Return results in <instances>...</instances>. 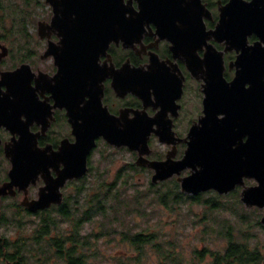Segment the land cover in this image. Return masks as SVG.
<instances>
[{"label": "flooded vegetation", "instance_id": "obj_1", "mask_svg": "<svg viewBox=\"0 0 264 264\" xmlns=\"http://www.w3.org/2000/svg\"><path fill=\"white\" fill-rule=\"evenodd\" d=\"M26 1L27 4L31 1L40 3V0ZM181 1L171 13L165 15L167 24L171 26L169 30L160 33L155 22L145 21L135 29V40L118 37L111 41L106 52L101 54V62L105 65L97 64L100 70L97 82L91 89L86 75V82L81 90L66 92L62 89L58 93L55 88L59 67L55 55L45 56L50 40L55 44L60 40L54 29L48 28L56 16L54 4L48 3V19L39 18L36 27L33 20L34 28L30 34L23 28L26 26L21 25L20 35H13L11 30L15 28L10 30L8 27V0H0V77L3 78L0 84L7 87L5 93H0V228H9L10 224L23 227L25 213L45 215L51 211L63 216L64 209L70 210V204H79L87 195L85 177L88 172L82 177L65 182L60 188L61 202H52L49 206L36 209L29 205L46 193L51 196L57 192L50 186L56 184L55 179L65 168L64 150L72 147L74 133L78 137L77 133L85 130L84 122L90 119L99 120L111 115L131 120L137 114L142 115L154 128L149 138L151 150L146 158L150 161L171 162L183 158L191 127L201 125L206 114V67L203 65L194 73L188 68L187 60L205 58L213 52L214 47L216 51L222 52L224 78L231 81L237 72L235 61L243 53V48L232 44L227 36L216 34L214 30L220 24L222 10L230 5L232 9L238 2L246 4L243 0H230V3L229 0ZM255 1L258 2V11L260 8L264 9V0H253ZM126 7L131 8V3ZM132 8H140L136 0L133 1ZM22 22H26V17ZM41 23L44 25L45 36L41 35ZM260 30L261 34L256 30H249L250 33L245 37V48H264V27ZM201 33L203 36L200 37ZM176 37L191 42L183 50L174 44ZM18 68V80L21 84L14 86L15 90L12 91L6 77L8 72ZM136 68L148 69L144 79L146 85L142 90L130 86L135 81L133 70ZM249 86L247 83L244 87ZM37 91L40 93L35 94ZM85 96L88 97L86 101ZM212 96L218 99L227 97V94L214 92ZM81 103L83 107L80 106ZM105 108L108 110L107 115ZM226 114V111L220 112L217 116L221 118ZM161 136L164 140H161ZM247 137L248 135L243 139L246 140ZM103 142L115 148L128 149L135 156V165L154 174V168L136 164L138 151L125 145L118 147L110 144L103 136L97 137L96 145L87 156L89 169L92 167L94 153ZM35 143L53 153L46 154L37 149ZM19 154L33 155L35 167L40 169L31 176L17 172L16 178H13L11 170L14 157ZM49 166H52L51 172L48 171ZM191 170L192 168L186 167L180 174H174L169 179L175 178L180 183L179 177L188 175ZM245 182L247 185L250 182L249 185L256 183L253 178H245ZM208 191L184 193L196 196ZM76 208L78 210V205ZM9 253L5 256L0 252V263L23 264L24 256L16 254L15 258H9Z\"/></svg>", "mask_w": 264, "mask_h": 264}, {"label": "water", "instance_id": "obj_2", "mask_svg": "<svg viewBox=\"0 0 264 264\" xmlns=\"http://www.w3.org/2000/svg\"><path fill=\"white\" fill-rule=\"evenodd\" d=\"M133 1L129 0V3ZM46 2L53 3L56 10V16L48 28H53L60 37L56 44L50 40L45 54H54L59 67L55 88L58 93L62 89L66 92L81 90L86 82V75L91 89L97 82L100 70L96 63L98 57L106 52L111 41L118 37L135 40V29L145 21L155 22L160 33L169 30L171 26L167 24L165 15L182 3L181 0H138L140 11L136 12L124 6L122 0ZM257 5V1L246 5L238 2L232 9L231 5L226 7L222 10L220 24L214 30L216 34L227 36L232 44L243 48V53L235 61L237 72L231 81L224 78L223 55L214 47L213 52L205 58L187 60L188 68L194 73L203 65L206 67V114L201 125L191 127L187 137L188 147L182 159L171 162L150 161L146 158L151 150L149 138L154 128L142 115L137 114L131 120L111 115L99 120L90 119L84 122L85 130L77 133V143L71 144L69 150L63 148L65 168L55 179L56 184L50 186L57 192L51 196L49 193L44 194L39 200L29 204L31 208L61 202L60 188L68 179L87 174V156L96 145L97 137L103 136L110 144L118 147L125 145L138 151L136 164L154 168L155 172L151 177L153 183L180 174L182 169L190 167L192 170L188 175L179 177L181 190L188 194H198L210 189L226 194L237 186H242L241 201L247 207L262 208L260 220L264 224V48L244 47L249 30L260 32V28L264 27V9L260 8L258 11ZM125 12H129L130 16L126 17ZM44 31L42 24V36H45ZM173 42L177 48L185 50L191 41L177 38ZM147 73L142 68L134 69L135 81L130 86L142 90L146 85L144 79ZM18 75L19 68L8 72L6 77L12 91L15 90L14 86L21 84ZM247 83L250 84L249 88L244 87ZM214 92L227 94V97L215 99L212 96ZM105 110L107 115V108ZM225 111V116H217ZM159 133L161 134L160 131ZM246 135L248 137L244 140ZM163 138L161 136V140ZM34 162L33 155L15 156L11 175L13 178H16L17 172L33 175L40 169L35 167ZM245 178H253L256 183L247 185Z\"/></svg>", "mask_w": 264, "mask_h": 264}, {"label": "rangeland", "instance_id": "obj_3", "mask_svg": "<svg viewBox=\"0 0 264 264\" xmlns=\"http://www.w3.org/2000/svg\"><path fill=\"white\" fill-rule=\"evenodd\" d=\"M26 2L28 1L8 0V27L10 30L12 27L15 28L11 30L13 35H20L21 25H25L26 27L23 28H26L30 34L32 29L36 27L37 20L39 18L48 19L50 14V6L46 0H40V3L31 1L30 4H27ZM24 17L28 23L22 22ZM33 20H35V24ZM155 146L158 147L157 144ZM96 151L92 157L93 170L89 171L85 177L87 193L96 187L99 177L100 179L105 178L108 185L112 183L124 185L126 188V203L124 204L127 206L117 205L118 210L116 212L109 209L110 212L107 216L100 214L88 220L83 212L86 206L84 204L86 203L85 199L88 198L86 195L77 204L78 210L77 205H69L71 212H74L71 217L62 216L58 213L54 214L51 211L45 215L25 213L22 227L25 231L39 233L40 230L42 231V226L46 224L50 228V235L42 232L40 245L47 242L45 237H50L53 233H66L70 228L78 225L81 234L85 237L88 234V239L92 244L90 248H86V253L89 255L86 257V264H110L113 259H116L117 263L128 264L127 260L117 258L120 253L125 257L131 255L134 264H158L163 259L170 264H196L195 261H190L187 257L191 254L200 259L211 257L209 252H205L202 256L198 253L205 248L214 250L222 248L226 243L224 234L229 226L232 227L233 225L232 229L238 236L241 234V229L242 232L247 233V237L264 236V229L261 226L250 223L247 228H244L245 224L242 221L240 223L238 217H234V211L230 206L232 202L241 208L245 207L243 212L247 215V209L258 208L247 207L241 201L242 186H237L226 194L215 191L222 196V201H220L217 209H212L208 205L209 203L200 202L194 196L186 193L182 196V200L175 202L167 198L164 203L160 200V194L166 196L171 187L169 185L177 182L181 190L180 183L175 178H168V180L158 184L152 183V173L146 168L135 165V156L128 149L115 148L103 142ZM213 193L214 191L201 193V198L211 197ZM78 199L80 200L81 197ZM95 202L98 204L97 201ZM259 210L260 214L257 213V215L261 219L263 209L259 208ZM248 216L249 221L254 222V218ZM9 228H15V225L10 224ZM113 228L132 232H151L153 235L152 243L145 244L143 251L138 253L136 247L127 241H122L121 234L114 232ZM107 230H111V232H107ZM36 244L39 246L37 242ZM47 252L51 257L46 263L63 264V259L56 258L51 249ZM39 259L36 257L35 262L24 259L23 263L39 264Z\"/></svg>", "mask_w": 264, "mask_h": 264}, {"label": "trees", "instance_id": "obj_4", "mask_svg": "<svg viewBox=\"0 0 264 264\" xmlns=\"http://www.w3.org/2000/svg\"><path fill=\"white\" fill-rule=\"evenodd\" d=\"M131 166L132 165L130 164V167ZM91 170H93V167H90L89 171ZM97 180L98 182H97L96 187H94L93 190L88 191L87 193L88 198L85 199L86 203H84L86 204V206L83 209V212H84V215L87 216V217L86 216L84 217H86V219L88 220L93 218V216H98L100 214H102L103 216H107V214H109L110 212L109 209L116 212L118 210L117 205L121 204V206H124V207L127 206V204H124L126 203L125 202L126 188H124L123 184L117 185L116 183H112L108 185L107 180L105 178L100 179V177ZM169 187L170 188L168 189V194H166V196L165 194L163 195L162 193L160 194L161 202L165 203L167 198H170L174 200L175 202L179 201L181 198L183 199L182 196L184 195V192L179 189L177 182L176 184L169 185ZM194 198L198 201L200 200V202H205L206 204L209 203L208 205L212 209H217V207H219L220 201H222V196H220L215 191L211 197L201 198V194H199V195L194 196ZM95 201H97L98 204H95L96 203ZM137 202H139V200ZM230 206L232 207V210L234 211L233 212V214L235 215L234 217L235 218L238 217L240 219V223L242 221L245 224L244 228H247L250 223L251 225L254 223L255 226H261L264 229V224L261 223L259 215H257V213L260 214L259 208L251 209V210L247 209L248 215L254 218V222H250L249 216L245 212H243L245 207L241 208V206H237V204L233 202L231 203ZM222 208H225V207L222 206ZM63 214L66 217H71L72 215H74V212L72 213L70 210L64 209ZM79 223H81V221H79ZM77 226L78 225H76L74 228H70V230L66 232L67 235L64 237V239L59 238V236H50L52 246L49 247L47 251L51 249L53 251L54 256H56V258H61L63 259V261H65V263L63 264H86L85 263L86 257L89 256L86 253L87 252L86 248L87 247L90 248L92 244L88 239V234H87V237H85V235L83 236L80 232V229H79L80 227H77ZM232 227L229 226V229L224 234L226 243L228 244V247L225 249V252L229 256L239 251L241 247L240 245L234 242L233 238H241V237L247 238V235H246L247 233L242 232L243 231L242 229H241V234L238 236L236 235V232H234ZM113 231L119 232L122 236V241H127L132 246L136 247V249L138 250V253H141L143 251V249L145 248L144 247L145 244L152 243L153 235H151V232L149 233H146L144 231L132 232L130 230H125V229L119 230L117 228H113ZM42 232L49 234V235L51 234L48 224L43 225L42 231L40 230V232L37 233V236L35 237V241L39 245L42 243L40 242V239L42 238ZM107 232H111V230L110 231L107 230ZM65 241L69 242L67 250H65V247H64ZM77 252H79L78 255L75 254ZM205 252H209L210 256L213 257V253H215L216 250L205 248L199 251L198 254L202 256L205 254ZM15 255L16 253H9V258H15ZM50 257L51 256L48 254L45 261H40L39 259V264H48L46 262L48 258ZM249 261H255V264H260L259 254L257 253V255L255 256H250ZM15 264H18V263H15ZM23 264H26V263H23ZM117 264H127V263L121 262ZM158 264H170V263H168L165 259H163ZM177 264H182V263H177ZM212 264H233V261L225 260L223 257L215 256L212 259Z\"/></svg>", "mask_w": 264, "mask_h": 264}, {"label": "clouds", "instance_id": "obj_5", "mask_svg": "<svg viewBox=\"0 0 264 264\" xmlns=\"http://www.w3.org/2000/svg\"><path fill=\"white\" fill-rule=\"evenodd\" d=\"M243 2L245 4H251L253 3V0H243ZM122 3L124 6H128L129 0H122ZM229 3H230V0H229ZM131 8H132V3H131ZM135 11L139 12L140 8ZM129 15L130 13L125 12L126 17H128ZM101 56L102 55L98 57L97 64L100 66H103L105 64L101 62V59H100ZM144 71H148V69H144ZM2 79L3 78L0 77V80ZM6 91H7L6 85L0 84V93H5ZM37 93H40V92L37 91L35 94ZM9 99H12V97L9 96ZM84 100L85 101L88 100V97L85 96ZM100 104H101V99H100ZM80 106L83 107V103H81ZM101 107H103L102 104H101ZM77 122L80 123V121H77ZM74 136H75V139L72 141L71 143L72 145H75L78 140L75 133H74ZM35 147L39 150L45 151L46 154L53 153L50 149L43 148L36 143H35ZM233 147L235 148V145H233ZM59 150L60 149H58V151ZM60 163H63V162H60ZM59 164H58V168H59ZM48 171L49 172L52 171V166H49ZM66 235H67L66 233H53L52 234V236H59V238L61 239H64ZM36 236H37V233L35 231L27 232L22 227H19V226L12 228V229L8 228L7 226H4L3 228H0V252H3L5 256H7L9 252L16 253L17 255L24 256L25 259L30 260V262H35L36 257H39L40 261H45L48 255L47 249L52 246L51 237H45L44 239L47 241V243L38 246L35 242ZM233 239L236 244L241 246L239 251L229 256L225 252V249L228 247V244L225 243V245L222 248H218L216 252L213 253V257L219 256V257H223L225 260H232L233 264H255V261H249V257L255 256L258 253L260 264H264V236L257 235V236H249L247 238L241 237V238H233ZM68 245H69V242L65 241V245H64L65 250H67ZM17 249H19V252H17ZM75 254L78 255L79 252ZM213 257L200 259L196 257L194 254H191L187 257V259L190 261H195L196 264H212ZM117 258L127 260L128 264H134L133 257L131 255L125 257L123 256L122 253H120L118 254ZM141 259L143 260L144 258L142 257ZM110 264H117L116 259H113L110 262Z\"/></svg>", "mask_w": 264, "mask_h": 264}]
</instances>
